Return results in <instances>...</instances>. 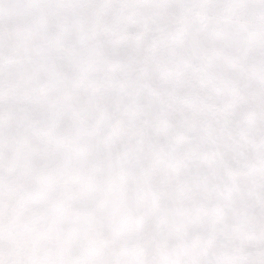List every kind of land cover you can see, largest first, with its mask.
<instances>
[{"label": "snow or ice", "instance_id": "snow-or-ice-1", "mask_svg": "<svg viewBox=\"0 0 264 264\" xmlns=\"http://www.w3.org/2000/svg\"><path fill=\"white\" fill-rule=\"evenodd\" d=\"M0 264H264V0H0Z\"/></svg>", "mask_w": 264, "mask_h": 264}]
</instances>
